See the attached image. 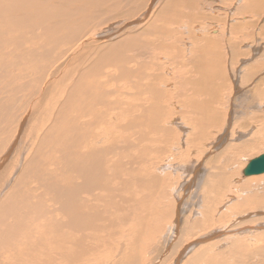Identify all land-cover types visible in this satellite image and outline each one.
<instances>
[{
	"label": "rangeland",
	"instance_id": "obj_1",
	"mask_svg": "<svg viewBox=\"0 0 264 264\" xmlns=\"http://www.w3.org/2000/svg\"><path fill=\"white\" fill-rule=\"evenodd\" d=\"M6 1L0 0V2ZM79 2H82V0H79ZM82 8L85 9L86 13L93 15V29L87 37H81L73 43L72 48L69 50L70 54L67 53L66 57L57 62V67H61L58 74L59 78L62 79L64 72L68 71L67 68H69L72 70L71 78H65V83L72 82L74 67L77 65V67H81L88 63L89 54L91 56L97 50L93 41H96V45L105 47L121 40L125 41L129 38L127 36L132 32H136L139 34V40L142 43L153 41L152 46H145L143 49H137L136 51H141V55L151 62L153 66L152 73H155V77H159L156 78L158 83L155 82L158 89L160 90V87H162V92L171 89V92L169 90V93H167L170 96L164 99L162 105L160 103L157 106V103L162 102L164 96H161L163 97L161 101H155L153 98L155 107L161 105V109L164 108L163 111L165 110L166 113L161 114L167 117L164 118L166 121L162 120L163 117H160V114L157 113L160 107L156 108L157 112H155V108L152 109L150 106L145 109V103L139 102H142L146 96H142V99L136 96V99L142 100L134 102V105L139 103L135 105L136 108L138 107L136 110L143 106L146 112H143L144 109L142 112L147 114L148 109H150L149 114L155 121L159 120L160 123L157 124V127L152 126L150 128L149 124H153L146 121L151 129V134L156 136V139L150 135L147 124L144 122L142 124L143 114L140 111L141 109L135 111L136 114L139 113L136 117L142 114L138 123L143 125L140 126L143 128L141 130L143 137L140 136L141 134H137L140 128L137 133L134 131L133 137L136 140L134 143H136L137 150L135 152L138 154L137 157H140V160L136 159L137 164L134 163V165L138 169L136 173L140 179H146L147 176L150 179H147L145 182L147 184L142 186V189L146 188L145 191H141V188L134 184L136 187H133L136 188V191L130 189L126 191V194L130 196L133 191V195L136 192L138 196L142 195L140 199L137 197V205L139 200H143V196L147 197L148 202L144 200L145 203L142 207V201H140L139 205L141 207L139 209L142 212L137 209L138 207L135 208L137 211L134 208L131 209L132 211L129 210L126 208L128 205L124 207L126 215H132V212H135L132 219H138L139 221L135 220L132 225L131 220H129L130 222H127L126 225L130 226L131 234L128 237L114 241L115 245L120 247L129 245L134 248L136 245L137 252L135 253H141L142 261H144L143 263L140 261L142 264H177L176 262L179 259L181 260H179L180 264H264V200L262 199L264 197V173L252 176H244L243 174L245 165L252 158L260 156L261 153L264 154V0H91L82 5ZM73 10L77 11L80 8L72 6ZM34 30L41 32V29ZM27 34L31 36V32ZM86 38L92 39L91 45L89 48L81 49L80 46ZM6 47L11 50L15 46L8 45ZM81 53L84 55H81ZM93 58L96 57L93 56ZM5 61L7 62L6 58ZM105 65H103V69H114ZM3 68L4 65L0 63V73ZM192 78L194 82L190 85L193 88H190L192 90L190 94V90L188 89L185 92L184 89L182 90V86H187L186 80ZM164 80H167V83ZM112 82V80L106 81L107 91L116 90V88L122 86L121 83L125 86L123 97L118 91L108 96V99H111L114 103L117 99L120 100V106L116 112L124 113L121 109L122 101L127 100L125 96L131 94L135 87L129 86L131 80H120L114 85L111 84ZM42 84L43 87L47 85L46 82L40 83V85ZM58 88L59 85L54 88V93L47 94L45 98L47 103L41 107L39 113H34V111L37 109L36 101L39 99L41 91L37 95L36 92H33V89H29L26 92L28 94L25 95V99H29L30 105L26 111L23 107H20L17 111V117L14 118L15 121L12 123L9 121L10 125H21V127H18L21 130L23 127H27L30 121L32 122L30 125L32 124L34 127L42 122L46 123L44 118L47 116L45 117V115L51 111L48 108H43L49 104H56V108L60 110L61 105L65 102V98L61 97L63 91ZM167 94L165 93V96ZM186 94L188 95L187 98H185ZM195 99L197 100L195 101ZM133 101L135 99H130L129 103H133ZM202 103L204 106L206 105L205 107L211 104L210 111L217 113L216 119L206 117L211 112L203 109ZM189 104H192V107L195 108H191ZM102 105L101 101L96 102V106L101 107ZM69 115L72 116V112ZM154 115L159 117L156 119ZM194 117H197V119ZM198 119H202L208 124L201 123L197 125ZM80 120L88 121L89 117H82ZM123 120H125V117ZM4 121H2V126H6L7 121L6 123ZM211 124L213 125L209 126ZM100 126L99 124L94 130L98 131ZM199 126L204 127L203 130L206 128L203 131L204 134L201 133L203 136L199 133L201 132L200 128H197ZM62 127L59 124L54 126L53 130L60 134ZM164 128L172 130V132L170 131L172 135H167L168 138L164 135L166 131L163 130ZM134 130H137V128L135 127ZM113 132L116 133L117 129ZM128 132L130 131L128 130ZM128 132L127 135H129ZM196 132H198L197 139L194 137ZM156 133L160 134L157 135ZM162 135L165 138L161 137ZM69 136H72L71 132H65V139H68ZM200 136L203 138L200 139ZM29 138H19L21 141L17 140L18 142L16 141L18 138L12 139L5 147L0 149V174L6 180L11 177L10 183L0 190V197H4L9 190L15 193L20 188L27 190L31 188L36 197L41 195L44 197L47 194V190L40 187L38 181L35 180L38 171L43 172L41 170L43 167L39 166L38 170H32L25 178L22 176L25 161L29 160L27 155L37 148L34 147L33 143H29L30 140L36 141L34 134L32 133ZM102 138L105 137L99 138L97 142L101 141ZM192 139L195 142H191ZM13 141H15L14 143L17 142L15 146L12 144ZM221 142L223 145L220 144ZM149 143H152L156 148L154 147V149ZM53 148V145L43 148V151L38 155L39 164L44 163L55 167V164L50 161ZM140 149L142 150L140 151ZM146 152L150 155L147 156ZM159 152L160 154H158ZM19 159L24 163L21 161L20 165L18 163L20 162ZM34 159L36 161V158ZM127 161L123 163L133 166V162L130 164L131 162ZM145 161H148V163ZM141 162L142 171L138 167L141 166ZM214 163H217V166ZM226 171L227 175L225 174ZM56 174H59L64 180L72 175V173L68 174L64 170L58 171ZM153 175H156L158 180L155 181ZM46 176L48 177L47 174ZM209 180L212 185L207 184ZM5 182V180L0 179V183L5 185ZM40 191L43 192L40 194ZM260 196L262 198H259ZM212 197H216V200ZM112 200L118 201L119 198L115 197ZM259 201L261 204H256ZM48 204L51 206V201ZM145 204H148L147 207L151 208L149 212L152 211L150 213L152 216H147L149 212L146 206L144 207ZM254 204L257 206L254 207ZM182 205L186 206L183 207ZM54 206L55 209L59 208V204ZM258 206H262V208ZM143 208L146 210H143ZM146 211L148 213L144 215L143 212ZM138 212L145 217L142 218L143 215L140 217ZM57 214L58 216L55 217L60 221L70 219L62 213L58 212ZM53 219L55 218L53 217ZM196 219L202 220L194 223ZM40 222L41 224H47V221L45 222L42 219ZM190 223L192 226L198 223L203 225L202 227L198 225V228L196 225L193 226L195 228H192ZM183 225H189L190 229L186 227L190 231L192 229V231L184 230L186 227L184 226V228ZM131 227L134 228H132V231ZM174 230L176 234L173 232ZM64 231L67 230L64 229ZM50 234L51 232L48 233V235ZM135 234L138 237L132 239L131 237H135ZM169 237L172 238L171 244L168 242ZM166 240L165 244L167 245H164L163 243ZM133 242L135 245H133ZM114 246L106 252L110 254L103 253L99 255L101 256L99 259L107 260L112 256L111 252L112 254L120 252V249L114 248ZM1 256L4 259L9 258V256L5 257L4 253ZM42 257L44 259L45 255H42ZM126 258L127 255L124 253L117 255L119 264H124ZM81 263L83 264L82 261Z\"/></svg>",
	"mask_w": 264,
	"mask_h": 264
},
{
	"label": "bare ground",
	"instance_id": "obj_2",
	"mask_svg": "<svg viewBox=\"0 0 264 264\" xmlns=\"http://www.w3.org/2000/svg\"><path fill=\"white\" fill-rule=\"evenodd\" d=\"M89 1L91 0H82V2H79V0H7L6 2H0V63L4 65V68L0 73V149L5 147L6 144L12 141V139L15 140V138H18L16 141L23 137L28 139L33 133L36 141L30 140L29 143H33L34 147L37 148L27 155L29 160L25 161L22 176L25 178L32 170H38L39 166L43 167L41 168L43 172L38 171L35 180L38 181L40 187L47 190V194L44 197L43 195L36 197L31 188H29V190L20 188L15 193L9 190L4 197H0V264H82L81 261L83 264L85 262V264H119L117 255L121 253L127 255L124 264H142L144 262L142 261L143 258L141 257V253H135L137 252L135 249L137 247L134 242V244H132L135 245V248L130 247L129 245L124 247L116 246L114 241L123 237H128L131 233L129 229L130 226H128V224L126 225V223L131 220V224L133 225V222L136 220L132 219V215L133 213L135 214V212H132V215H126L124 213V207L128 205L126 208L129 210H133V208L136 210L135 208L137 207V209L141 206L143 207V204L145 203L144 200H147V197L145 196V198L143 196V200H139V204L141 203L140 201H142L141 206L139 204L137 205L136 201L138 198H142V195L138 196L137 192L134 193V195L132 193L133 191H136V188L134 189L136 186L141 188V191H145L146 188L144 187L145 189H142V186H145V184H147L145 183L147 179H150L149 176H147L146 179H140L139 175L136 173L138 169L134 165L138 158V154L135 152L136 143H134V141L136 140H134L133 136L140 130L137 134H141L140 136L143 137L141 133L143 128L140 127L143 125L138 122L141 120V115L143 112H146L145 109L148 106L152 107V109L155 108L154 110L157 112V109L162 105L164 99L168 96V91L170 90L171 92V89L167 91L163 88L166 90L164 91L167 94L166 96L165 93L162 92V87H160V90L158 89V85H156L155 82L157 81L156 78L159 77H155V73H152L151 69H153V66L151 62L141 55V51H136L137 49H143L145 46H152L153 41L142 43L139 40V34L136 32H132L127 36L129 38L125 41L117 40L118 42L110 45L108 44L109 46L105 47L96 45V41H93V44L97 47L98 51L96 50L93 52L91 56L88 53L89 59L87 60L85 58L88 63L81 67H77L78 65L74 67L75 71L72 74V82L65 83V78H71L70 75L72 70L69 68H67L68 71L64 72V77L62 79L59 78L58 74L61 67H57V62L66 57L67 53L70 54L69 50L72 48L71 46L73 43L78 39H81V37H87L92 32L93 15L86 13L85 9L82 8V5L87 4ZM72 6L79 7L80 10L72 11ZM34 29H41V32H37ZM28 32H31V36H28ZM91 40L92 39L86 38L80 48H89ZM8 45H13L15 47L10 50L6 47ZM83 53H81V55H84ZM85 54L87 55V52ZM93 56L96 58H93ZM5 58L7 59V62L5 61ZM70 61L72 62V60ZM103 65L113 67L114 69H103ZM107 80H112V85L120 80H131L129 86L135 87V90L131 94L125 96L127 100L124 99L122 101L121 109L124 113L116 112L117 108L120 106V100L117 99L114 103V101L108 99V96L111 93H117V91L120 93L121 97H123L125 94L124 84L121 83L120 85L122 86H119V88H116L114 91H107ZM187 80L186 84L188 87L182 86V90L184 89L185 92H187L186 90L189 89V93L191 94L192 90L190 88L192 87L190 85L194 82V79ZM44 82L47 83L45 87H43V84L40 85V83ZM58 85V89L63 91V96L61 97L65 98V102L61 105L60 110L56 108V104H49L43 108H48L51 111L45 115V117L47 116L44 118L46 123L42 122L34 127L32 124L30 125V123H32L30 121L28 126L23 127L21 130L18 129L21 125H10V123L15 121L14 118L17 117L18 109L23 107L26 111L27 107L30 105L29 99H25V95L28 94L26 92L29 89H33V92H36L37 95L41 91L39 94L40 97L36 101V104L38 105L37 109L34 111V113H39L41 107L47 103L45 101L47 94L54 93V88ZM179 86L181 87V85ZM136 96H139L140 99L146 96L144 97L145 99H143L145 102L136 99ZM161 96H164V98ZM186 96L188 95L186 94L185 98H187ZM153 98L155 101H161V98H163L162 102L157 103V106L161 103L159 107L154 106ZM130 99H135V101L129 103ZM136 100L142 101L139 103H145V109L143 106L139 108V110L141 109V112L143 109L144 111L142 114L140 113L141 115L138 117H136V115H139V113L137 112L138 114H136L135 111L139 110H136L138 107L136 108L135 105L139 103L134 105ZM196 100L197 99H195V101ZM98 101H101L103 104L101 107L96 106V102ZM187 101L189 102V100ZM189 103H191V101ZM210 105H208L209 108L205 107L206 105H203V109L211 112L210 108L212 107H210ZM189 106L191 108L194 107H192V104H189ZM159 109L160 110L157 113L160 114V117H163L162 120H165L167 117L162 116L163 113H166L165 110L163 111L164 108L161 109L160 107ZM149 111L150 109H148L147 114L144 113L142 115L143 120H141V122L142 124L146 123L147 126V122L152 123L153 125L149 124L151 126L150 128H152V126L157 127V124H159L160 121H155L149 114ZM71 112L72 116H70L71 114L69 115ZM216 114L217 113L214 111L208 115L206 114V117L216 119ZM159 116H155L156 119ZM169 116L171 119L170 114ZM82 117H89V120H80ZM124 117L125 120H123ZM217 117L219 116L217 115ZM195 119H197V117ZM4 120H6L7 123L10 121V123L7 124ZM210 120L212 121V119ZM2 121L6 123V126H2ZM201 123L204 125L208 124L202 119H198L197 125ZM59 124L63 126L60 134L53 130V127ZM99 124L101 125L99 130H94ZM212 125L213 124L209 126ZM135 127L137 130H134ZM150 128L149 132L151 131ZM197 128H200V134L206 130V128L203 130L204 127L200 126ZM116 129L117 132L114 133L113 131H116ZM128 130L131 133L128 132ZM163 130H166L164 132L165 134L162 133L166 135V138H168L167 135H172L170 133L172 130H167L165 128ZM121 131L123 132L121 133ZM65 132H71L72 136L65 139ZM127 132L129 135L126 134ZM197 134L198 132H196V135L194 136L195 139H197ZM203 134L201 135L203 136ZM150 135L154 136L151 132ZM164 135L161 137H164ZM103 136L105 138H102L101 141L97 142V140ZM154 137L156 138V136ZM172 137L171 140L173 141ZM201 138L203 137L200 136V139ZM171 140L169 141L171 142ZM190 141L195 142L193 139ZM14 142L15 141L12 143L13 146H15L18 141L16 143ZM222 142L220 144H222ZM149 144L152 145V143ZM50 145L54 146L50 161L55 164V167L44 163L39 164V153L43 151V148ZM154 147L155 146H153V148ZM141 150L142 149H140V151ZM145 154H147V156L150 155L148 152ZM158 154H160V152ZM131 156L133 157L131 158ZM34 158H36V161ZM123 159L124 161L128 160L129 163L131 162L130 164L133 162V166H128V164L123 163ZM21 161L17 162L21 165ZM22 162L24 163V161ZM145 162L148 163V161ZM216 164L215 166H217ZM138 167L139 170H141V167H143L142 162L141 166L139 165ZM62 170L67 171L68 174L72 173V175H70V177L68 176L67 180H64L59 174H56L58 171ZM184 173H186V171H184ZM225 174L227 175V171ZM0 177L2 181H6L5 185L0 183L1 190L10 183L11 177L7 178V180L4 179L2 174H0ZM153 178L155 181L158 180L156 175H153ZM209 183L210 180L207 184ZM134 184L136 186H134ZM215 184L217 185V182ZM210 185H212V183H210ZM130 189H133V191L129 196V194H126V191ZM42 192L43 191H40V194ZM112 196L113 198H119V200H112ZM262 196L259 198H262ZM132 197L138 198L133 199ZM212 198L216 200V197ZM262 199L264 200V197ZM49 201H51V206L48 204ZM146 202H148V200ZM55 204H59V208L55 209ZM256 204L260 205L261 202L259 201V203ZM147 205L148 204H145L144 207L146 206V209H148L147 211L149 212V209L151 210V208H148ZM255 206L257 205L254 204V207ZM258 207L262 208V206ZM146 209L143 208V210ZM182 209L184 210V208ZM147 211L145 213L143 212V214L145 215L148 213ZM58 212L64 214L70 219H67V221H64L65 219L60 221L55 217L58 216ZM140 212L142 211L140 210ZM150 213H152V211L149 212V215H147L148 217L152 216ZM143 214L140 213L139 216L142 217ZM144 215L142 218L145 217ZM53 217L55 219H53ZM41 219L45 220V222L47 221V224H41ZM199 220L202 219H196L194 223ZM209 221L208 218V222ZM208 222L205 223L207 224ZM36 223H40L39 226ZM191 223L190 227L192 228H195L193 226L196 225L197 228L198 225L201 227L203 225L198 223L192 226ZM50 225L52 229H50ZM184 226L185 225H183V227ZM190 227L188 228L190 229ZM132 228L133 227H131V231ZM186 228L184 230H189ZM64 229L67 231H64ZM49 232L53 234L52 237H50L51 234L48 235ZM173 232H175V230ZM137 237L138 236L135 234V237L131 238L135 239ZM175 238H177V236H175ZM171 239V237H169V240L167 239L168 242H170L169 244H171ZM167 240L163 243L164 245H167L165 244ZM172 241L174 242V240ZM113 246L114 248H119L120 252H115L113 254L111 252V257L107 255L110 257L109 259L100 260L99 257L101 256L99 255L108 252ZM147 247L149 248V246ZM2 253L5 254V257L9 256V258H1ZM42 255H45L44 259H42ZM140 261H142V263H140ZM178 261L176 262L177 264Z\"/></svg>",
	"mask_w": 264,
	"mask_h": 264
},
{
	"label": "water",
	"instance_id": "obj_3",
	"mask_svg": "<svg viewBox=\"0 0 264 264\" xmlns=\"http://www.w3.org/2000/svg\"><path fill=\"white\" fill-rule=\"evenodd\" d=\"M264 173V154L249 161L243 170L244 176H252Z\"/></svg>",
	"mask_w": 264,
	"mask_h": 264
}]
</instances>
